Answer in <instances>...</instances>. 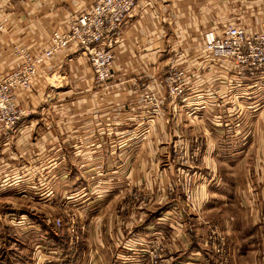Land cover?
<instances>
[{"label": "crops", "instance_id": "1", "mask_svg": "<svg viewBox=\"0 0 264 264\" xmlns=\"http://www.w3.org/2000/svg\"><path fill=\"white\" fill-rule=\"evenodd\" d=\"M92 1L0 0V19L4 23V30L0 31V72L8 69L16 58L10 49L12 44L31 51L45 47L53 28L63 27L71 15L84 10ZM261 19L264 0H140L109 44L114 61L108 84L94 85L88 64L79 56L62 53L51 59L32 89L18 96L22 105L34 108V116L20 123L17 134H0V205L27 203L25 199L31 198L44 208L45 220L57 202L76 198L83 214L87 217L95 214L96 220L93 230L89 228L91 223L82 224L80 235L84 246L74 253L55 233L30 234V239H39L43 243L38 245L47 248L39 251V255L36 249L31 251L29 264H93L95 250L89 247L90 241L98 251L97 264H148L144 255L138 253L133 237L119 248L121 234L108 228L112 221L106 217L110 205L119 203L115 199L118 188L108 175L131 166L129 176L136 183L140 173L136 172L134 160L149 156L138 150L168 137L166 121H173V110L179 116L171 126L177 123L184 126L203 113H208L213 125L221 118L219 112L230 122L236 115L244 114L243 124L224 136L223 145L216 142L215 125L214 135H210L209 128L203 160L210 174L223 176L222 187L203 182L197 185L196 196L205 205V213L223 208L224 217L230 218L227 210L237 207L239 202L246 209L241 211L245 222L261 221L264 72L256 78H240L229 71L226 60L209 66L202 61L206 33L219 34L229 24L244 25L251 30ZM176 50L185 52L181 64L188 71V98L180 109L178 104L173 109L168 103L162 86L168 56ZM143 87L161 97L164 105L158 113L137 104L138 90ZM235 126L238 127L237 123ZM142 128L148 131L142 132ZM242 129L246 131L239 136ZM110 142L119 144L118 150L110 148ZM237 143L240 145L236 147ZM26 147L28 151H24ZM26 152L31 165L26 164ZM29 169L40 177L37 184L28 185L20 176ZM140 171L146 175L147 169ZM238 176L242 177L239 184ZM223 212L213 216L219 218ZM153 214L150 211L140 216L143 227L152 229L157 224H167ZM179 239L181 246L172 254L171 264H214L199 237L198 245L193 242L192 246L186 233L181 232ZM53 240L56 243L51 246ZM21 247L18 245L17 252L24 254ZM246 259L237 258V264H246Z\"/></svg>", "mask_w": 264, "mask_h": 264}, {"label": "rangeland", "instance_id": "2", "mask_svg": "<svg viewBox=\"0 0 264 264\" xmlns=\"http://www.w3.org/2000/svg\"><path fill=\"white\" fill-rule=\"evenodd\" d=\"M87 64L90 68L89 63ZM92 79L94 85L101 86L96 83L93 74ZM48 103L50 104L49 101ZM173 111V121H166L168 137L165 140L163 139L164 141L160 140L145 146V150H138L141 153L144 151L149 156L145 159L141 156L142 159L135 158L134 160L136 172L140 173L139 177L136 178V183L134 178L129 176V172L131 174L133 170L131 166L125 169L118 168L108 175L113 180L116 190L118 188L115 199L119 203L117 202L116 205L111 203L106 217L112 219L108 228L121 234L119 248L124 247L128 239L132 240L131 237H133V240L137 243L138 253L144 255V259L148 264H152L151 256L153 255L160 257L162 264H171L172 254H175L181 246L179 238L181 232H183L189 236L190 246L198 245V237L200 238L199 242L202 248L209 250L214 264H237V258L243 260V257L247 258L246 264H264V213L260 214L261 221L259 223L245 222L241 211L246 209L240 206L239 202L237 207L227 210L228 216L230 215L232 218L235 216L233 219L224 217L223 208L214 209V213H205V205L203 207L196 196L197 186L193 188L195 189L194 198L189 199L187 197L189 192L184 190L183 185L188 182L191 185L209 182L211 184L216 183L214 184L215 187H222L220 184L223 181V176L221 174H210L205 169L203 159L207 152V134L210 128L212 133L210 135H214L215 125L217 129L214 135L216 136V142L218 140L223 145L225 143L224 136L229 134L233 127L236 130L243 124L241 123V117H244V114L241 113L240 117L236 115L233 122H230V120L226 121L225 117L223 118L222 112H219L221 118L216 120V124L213 125L208 113H203V117L201 114L198 117L197 114V118H194L193 122H185L184 126H181L180 123H177V126H171L172 123L173 125L176 124L175 117L179 114L177 110ZM34 114L25 119L32 118ZM228 122L230 125H228ZM243 122H245L244 118ZM236 123L238 127L235 126ZM141 130L142 132L148 131L147 128ZM141 130L137 133H141ZM245 131L246 129H242L239 136L243 135ZM247 131H249V128ZM108 145L110 148L115 147V150L119 148L117 143L110 142ZM239 145L237 143L235 146ZM24 151H28V148L26 147ZM25 157L26 164L31 165L27 158V152ZM141 168L147 169L146 175L141 174L144 172L143 170V172L140 171ZM148 168L151 169L150 174ZM28 171H24L25 174L20 173V176L28 181V185L37 184L40 177L33 175L30 169ZM204 171H207V173ZM237 178L239 179L237 183H241L242 177L238 176ZM262 189L264 194V186ZM262 197L263 195L259 200L260 207L264 205ZM25 200H28L27 203L24 201L19 203L8 202V204L0 205V264H29L32 257L31 251L33 252L36 249L35 253L38 254L45 247L38 245V243H43L39 239L29 238L30 234L32 235L37 231L40 233H55L60 237L61 240L59 241L65 243L72 253L84 246L80 235L82 224L91 223L89 228L93 230L96 217L95 214L88 217L85 213L83 214L76 198L57 202L52 213H49L45 220L43 219L44 208L42 209V206L34 204L35 200L31 198ZM260 207L259 210H261ZM46 209L47 207H45V211ZM144 209L145 213H142ZM150 211L154 213L153 215L162 217L161 220L167 224H157L152 226V229L143 227L141 225L143 218H140V216L142 214L145 216ZM222 212L223 215L219 218L213 216V214H222ZM158 217L157 219H159ZM139 218L140 220H138ZM22 237L23 239H20ZM210 237L211 239L215 237V239L210 240ZM219 237L224 238L223 247L219 245L217 240ZM50 242H52L51 246L56 243L55 240ZM91 243L90 241L89 247L95 250L94 256H92L93 264H97L96 260L99 261V258L96 257L98 251H96L95 246H91ZM18 245L22 246L24 254L17 252ZM212 245L215 248H212ZM239 247L240 250L238 251ZM234 250L236 254H234ZM240 251L242 253H239ZM162 259L164 260L162 261ZM242 264L244 263L242 262Z\"/></svg>", "mask_w": 264, "mask_h": 264}, {"label": "built area", "instance_id": "3", "mask_svg": "<svg viewBox=\"0 0 264 264\" xmlns=\"http://www.w3.org/2000/svg\"><path fill=\"white\" fill-rule=\"evenodd\" d=\"M140 0H93L84 10L69 17L63 27L53 28L45 47L31 51L20 44H12L16 57L8 69L0 72V134L15 133L20 123L34 114V108L22 105L18 96L32 89L35 80L44 75L48 63L62 53L80 56L89 63L96 83L108 82L113 67L114 54L109 46L121 32L126 19ZM4 23L0 19V31ZM203 63L214 65L221 60L229 62V71L240 78H256L264 72V19L248 30L244 25H224L219 34L208 32L203 40ZM183 50L168 56L162 72V86L168 103L180 109L188 98L187 68L181 64ZM138 105L158 113L164 105L161 97L150 89L139 88ZM187 197L194 198V187L184 183ZM264 203V194L262 197ZM264 213V205L260 214ZM213 240L215 237L212 238ZM210 237V240H212ZM223 237L219 245L224 246ZM212 248L215 246L212 245ZM215 250V249H214ZM223 251V249H221ZM152 264H162L161 258L151 256ZM164 259H162L163 261Z\"/></svg>", "mask_w": 264, "mask_h": 264}]
</instances>
